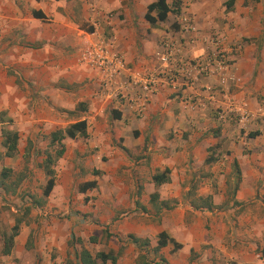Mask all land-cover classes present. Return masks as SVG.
Returning <instances> with one entry per match:
<instances>
[{
    "label": "crops",
    "instance_id": "0c3cea01",
    "mask_svg": "<svg viewBox=\"0 0 264 264\" xmlns=\"http://www.w3.org/2000/svg\"><path fill=\"white\" fill-rule=\"evenodd\" d=\"M154 1L0 0L1 168L25 171L16 163L33 153L42 156L36 165L44 173L39 164L52 131L85 119L88 132L87 138L63 140L65 151L53 166L55 185L48 196L42 191L24 196L33 191L28 177L13 192L0 187V264H79L75 251L81 248L93 256L116 253L125 241L131 243L127 235L132 234L148 238L152 249L162 231L182 247L150 251L156 264H162L160 257L165 264H214L216 259L264 264L258 251L264 243V0H166L171 6L166 19L150 23L145 15ZM34 10L45 18L35 17ZM184 11L195 33L181 29L178 14ZM204 35H219L236 46L230 67L191 86L160 84L140 112L141 81L161 70L164 42L181 43L182 55L191 58L211 51L198 38ZM101 36L112 41L131 70L108 86L81 61L86 42ZM206 87L216 88L213 98ZM185 95L202 105L186 106ZM79 103L83 109L77 110ZM230 104L252 117L244 123L218 118L217 110ZM3 128L18 132L13 157L3 156ZM40 138L46 139L42 150L34 143ZM164 170L168 181L156 184L153 175ZM91 180L95 188L78 190L91 204L60 221L54 205L67 206L71 192ZM208 195L213 209L193 207L199 196ZM25 204L31 211L22 209ZM17 220L4 254V237ZM113 236L117 249L101 245L102 238ZM98 244L101 248L92 251ZM199 248H204L199 262L184 261ZM121 254L116 263L126 264Z\"/></svg>",
    "mask_w": 264,
    "mask_h": 264
},
{
    "label": "built area",
    "instance_id": "2783aa9c",
    "mask_svg": "<svg viewBox=\"0 0 264 264\" xmlns=\"http://www.w3.org/2000/svg\"><path fill=\"white\" fill-rule=\"evenodd\" d=\"M178 23L184 32H196L193 20L186 11L178 14ZM194 37H192L193 40ZM198 38L210 44L211 51L191 58L182 55L184 49L181 43L173 39L164 42L163 50L158 56L162 64L161 70L145 76L141 81L144 94L143 100L141 99L142 103L139 106L140 112L160 84L164 83L175 88L179 84L191 86L201 78L230 67L232 63L231 54L236 50L234 44L227 43L219 35H204ZM196 39L197 37H195ZM81 61L100 73L101 84L103 85L108 86L115 78L131 74L130 67L123 56L114 49L112 41L103 36L98 37L95 41L89 40L86 42V46L81 52ZM205 90L209 98H213L217 91L216 88L211 87H206ZM181 101L190 107L202 105V101L192 95L183 96ZM217 116L220 119L236 121L237 123L247 122L252 117L246 108L236 107L232 104L224 109L217 110Z\"/></svg>",
    "mask_w": 264,
    "mask_h": 264
},
{
    "label": "trees",
    "instance_id": "16d2710c",
    "mask_svg": "<svg viewBox=\"0 0 264 264\" xmlns=\"http://www.w3.org/2000/svg\"><path fill=\"white\" fill-rule=\"evenodd\" d=\"M173 5L176 7L174 11H177L179 2H174ZM171 11V6L167 3L166 0H155L154 2L150 3L147 6V12L145 18L150 23H155L156 21H163L166 19L168 12ZM152 12H155V15H152ZM33 15L38 18H45L44 14L41 11H33ZM77 110L83 109L82 103L77 105ZM3 112L0 113L1 120L3 119ZM113 117H120L119 112L113 111ZM0 120V121H1ZM3 121V120H2ZM11 120H8L10 122ZM256 132H252L249 135L253 136ZM2 140L1 145L4 147L5 151L3 156L13 157L17 152V145H18V132L14 129H2L1 130ZM49 146L50 148L45 149L44 151V158L42 162L39 164L40 167L43 168L44 173L47 177V181L43 187L42 194L43 196H48L54 185H55V170L53 166L55 165L56 161L63 155L65 151V145L63 140L65 138H87V122L85 119L77 120L73 123L68 124L64 128H59L52 131L49 135ZM27 153L25 154V159L27 158ZM1 157V155H0ZM208 161V159H207ZM168 170H164L162 172L155 173L153 175V181L156 184H161L168 181L167 173ZM14 171L6 166H3L0 170V187L5 192L14 191V189L19 185V183L27 177L25 171H20L16 174L14 179H11V174ZM237 175H239V171H237ZM96 181H85L78 186V190L81 193L86 192L87 190H91L95 188ZM156 193L151 195V198H154ZM198 201V202H197ZM166 208H170L168 204H165ZM194 208H206V209H213L215 205L211 201V196L202 197L199 196L196 202H193ZM26 211H29V208H26ZM18 220L16 221L15 225L11 229V233L9 235H5V246L3 248V253L8 254L9 248L12 244L13 236L17 233L18 230ZM127 241L136 245L140 250H145V253H140L137 256V261L139 264H152V260L148 259V255L153 252L155 255L158 251L162 248L167 246L168 244L172 245V251H176L182 247V244L177 242L174 238L170 237L166 232L162 231L157 235L156 245L150 249L149 239L148 238H140L135 235L129 234L127 235ZM123 246L119 248V250L115 253L113 250L108 252L98 251L93 256L90 251L86 248H81L79 251H75V257L78 259L79 264H104L107 261H110L111 264H117V258L121 254ZM261 256L264 257V243L263 245L258 248ZM159 261L162 264H165V259L163 257L159 258ZM155 262L153 264H156Z\"/></svg>",
    "mask_w": 264,
    "mask_h": 264
},
{
    "label": "rangeland",
    "instance_id": "374dc122",
    "mask_svg": "<svg viewBox=\"0 0 264 264\" xmlns=\"http://www.w3.org/2000/svg\"><path fill=\"white\" fill-rule=\"evenodd\" d=\"M3 80H2V76L0 75V85L2 84ZM46 139L45 138H40L38 141H35V145L37 147H39L40 150H42L41 148L45 146ZM33 152V151H31ZM42 156H40V154H33L31 153V155L29 157H27L26 161L24 159L20 160L17 164L18 168H20L21 164H22V168L25 165V172L27 174V179L25 181L29 182V185L33 188V191H29V192H25V195H34L36 197L39 196L40 192L42 191L45 181H46V176L44 175V173L37 167L36 162L41 160ZM17 162V161H16ZM21 168V169H22ZM0 170H1V166H0ZM17 172H14L11 174V179H14V177H16ZM80 195H78V189H74L73 192H71V194L69 195V200L67 203H65L64 205H67L65 207H60V206H56L54 205L53 209L58 210L56 212L57 218L60 221H64L63 218H65L67 215L66 214H73V215H77V213L81 214V207L85 206V204L90 205L91 203H88V201H85L84 198L81 200L79 198ZM89 201L91 199V196L89 197ZM83 201V202H82ZM46 205V204H44ZM43 205V206H44ZM26 206H29L30 211H31V206L30 205H22V209L25 208ZM24 213V210H22ZM29 211V213H30ZM24 218H29V216H25ZM107 232L109 230V227L106 228ZM125 237V236H124ZM124 239V238H123ZM89 245V244H88ZM101 245H105L106 248L112 247L117 249L119 246V241L118 239H115L114 236L112 238H108L105 239L102 238V243ZM90 246V245H89ZM92 251H96L99 250L101 247L100 245H92L91 246ZM204 252V248H199L197 250H192L189 253V256L186 258L185 256V260L184 261H193V262H199L200 258L202 256ZM140 253H144V251H139L135 245L131 244V243H126L125 241V245H123V251L120 257L121 261L125 262L126 264H138L137 261V256ZM148 258L150 260H152V262L154 263L156 261V257H154L153 255H149ZM216 262H214V264H219ZM233 262V261H232ZM221 264V263H220Z\"/></svg>",
    "mask_w": 264,
    "mask_h": 264
}]
</instances>
